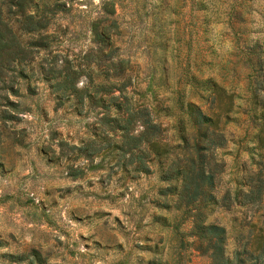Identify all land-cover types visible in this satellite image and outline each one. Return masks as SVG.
I'll return each instance as SVG.
<instances>
[{"label": "rangeland", "instance_id": "obj_1", "mask_svg": "<svg viewBox=\"0 0 264 264\" xmlns=\"http://www.w3.org/2000/svg\"><path fill=\"white\" fill-rule=\"evenodd\" d=\"M17 1L0 0L10 22ZM47 1L33 73L16 63L0 81V264H210L186 233L191 212L160 191L163 165L122 143L99 82L140 108L129 133L159 123L162 163L181 151L186 102L212 116L200 219L224 227L229 258L264 264V0ZM42 56L72 66L83 102L51 91Z\"/></svg>", "mask_w": 264, "mask_h": 264}, {"label": "trees", "instance_id": "obj_2", "mask_svg": "<svg viewBox=\"0 0 264 264\" xmlns=\"http://www.w3.org/2000/svg\"><path fill=\"white\" fill-rule=\"evenodd\" d=\"M28 2L30 0H18L16 2L20 12L14 16L11 22L9 21L10 17L4 14L6 11L0 8L1 82H4L6 78L10 81L14 79L16 76L14 75V64L16 63L22 64L18 67L16 74L20 76L32 74L34 71L32 65L29 67V71L24 66L34 60V52L39 46H47L45 42L47 35L38 34V30L47 21L46 12L49 11V2L47 0H34L32 8L27 9ZM8 11L9 8L6 13ZM57 65L55 58L46 59L45 56H42L37 63L36 72L49 82L52 92L60 91L65 96H76L77 103L83 102L82 96L87 95V89L83 86H76V71L68 64L61 68ZM96 86L102 90L103 94L110 95H101L98 99L105 111L108 109L107 103L114 106L117 116L115 118L120 120L115 127L121 130L122 143L130 148L142 141L146 150L144 146H138V148L147 156L151 153L148 161L155 159L159 166L163 165L159 177L168 182L160 188V191H164V194L174 193V198H169L173 205L176 208L184 206L187 212H191V224L186 233L198 238L199 245L197 247L207 252L210 257V264H261V259L244 262L238 252H235L233 258H229L224 252V227L212 222L204 223L200 219L203 203L208 200L212 201L214 198L211 191L214 184L213 169L208 166L209 163L203 151L205 143L213 142L209 136L210 132L207 130L208 125L213 121L212 116L191 102H186L183 111L185 120L178 119L177 138L182 144L181 151L175 152L170 157L165 156L162 163L161 155L166 153L168 141L154 131L158 129L159 123L148 117L147 120H142L143 126L138 133H129L134 128L135 119L140 117L139 114L141 115L140 108L134 109L130 106L126 96L111 94L109 84L99 82ZM104 114L106 115V112ZM184 124L189 127L185 128ZM136 163V167L144 168L146 166L140 158Z\"/></svg>", "mask_w": 264, "mask_h": 264}]
</instances>
